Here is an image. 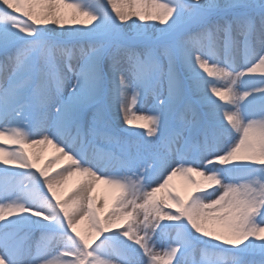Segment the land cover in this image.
I'll return each mask as SVG.
<instances>
[{"label":"snow or ice","instance_id":"6c2138e0","mask_svg":"<svg viewBox=\"0 0 264 264\" xmlns=\"http://www.w3.org/2000/svg\"><path fill=\"white\" fill-rule=\"evenodd\" d=\"M0 264H264V0H0Z\"/></svg>","mask_w":264,"mask_h":264},{"label":"bare ground","instance_id":"6f19581e","mask_svg":"<svg viewBox=\"0 0 264 264\" xmlns=\"http://www.w3.org/2000/svg\"><path fill=\"white\" fill-rule=\"evenodd\" d=\"M52 149H51V147L49 146L48 148H47V150H46V152H45V156L46 157H48V156H51V154H52ZM71 184H72V182L70 181L69 182V187H71ZM97 195H105V196H108L109 197V199H110V192H108V190L105 188V186H103V185H100V186H98V189H97V193H96Z\"/></svg>","mask_w":264,"mask_h":264},{"label":"rangeland","instance_id":"374dc122","mask_svg":"<svg viewBox=\"0 0 264 264\" xmlns=\"http://www.w3.org/2000/svg\"><path fill=\"white\" fill-rule=\"evenodd\" d=\"M174 182L179 185L181 183L180 179L179 178H174Z\"/></svg>","mask_w":264,"mask_h":264}]
</instances>
